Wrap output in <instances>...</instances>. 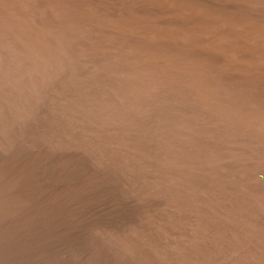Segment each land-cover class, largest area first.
Wrapping results in <instances>:
<instances>
[{
	"label": "bare ground",
	"instance_id": "6f19581e",
	"mask_svg": "<svg viewBox=\"0 0 264 264\" xmlns=\"http://www.w3.org/2000/svg\"><path fill=\"white\" fill-rule=\"evenodd\" d=\"M24 1L0 0V264H264V69L89 40L82 0H41L36 34Z\"/></svg>",
	"mask_w": 264,
	"mask_h": 264
},
{
	"label": "rangeland",
	"instance_id": "374dc122",
	"mask_svg": "<svg viewBox=\"0 0 264 264\" xmlns=\"http://www.w3.org/2000/svg\"><path fill=\"white\" fill-rule=\"evenodd\" d=\"M81 2L84 4L83 10L91 15L86 25L88 27H85L87 36L93 34L87 37L89 40L96 38L143 44L146 48L149 46L147 51L157 48L156 51L163 58H178L181 50L203 48L233 68L264 69V4L240 0H148L147 18L128 23L123 20L125 10L118 5L103 4L99 0ZM43 4L41 0H25V10H21H24L21 13L26 25L36 34L38 30L52 25V22L53 25L60 24L59 11L55 12L51 5L45 7ZM35 7L37 10H33ZM44 8L47 9L46 13ZM7 18L11 20L13 17ZM6 102L8 106L12 105L9 100Z\"/></svg>",
	"mask_w": 264,
	"mask_h": 264
}]
</instances>
